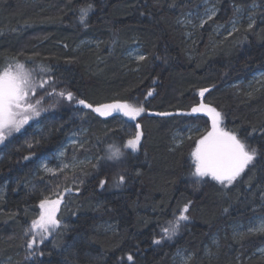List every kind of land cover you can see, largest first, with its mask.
<instances>
[{"label":"trees","instance_id":"obj_1","mask_svg":"<svg viewBox=\"0 0 264 264\" xmlns=\"http://www.w3.org/2000/svg\"><path fill=\"white\" fill-rule=\"evenodd\" d=\"M9 68L37 115L0 148V264H264V0H0ZM205 106L251 156L223 183L190 159Z\"/></svg>","mask_w":264,"mask_h":264},{"label":"rangeland","instance_id":"obj_2","mask_svg":"<svg viewBox=\"0 0 264 264\" xmlns=\"http://www.w3.org/2000/svg\"><path fill=\"white\" fill-rule=\"evenodd\" d=\"M201 13V21L205 22L207 19L213 17V12H210L209 10H199ZM242 15V14H240ZM231 28L227 29L228 32L231 31V29L234 26V22H231L229 24ZM128 58L131 60L137 61L143 57L142 53L138 51V49H131L127 53ZM20 71V70H19ZM19 71H15V69H7L0 75V148L3 146H6L5 143L6 140H8L13 133L17 131L22 132L24 128H26L33 120L36 119L37 115V108L35 106H27L24 104V101L26 102L27 96L25 95V92L23 90V84L22 80L15 76V73H18ZM264 76V73H258L253 76V79L262 81V78ZM48 98V94L45 95L43 98L44 101ZM77 102L72 97H67L64 100V105L67 106H77ZM127 112L129 113L130 110L125 107ZM200 114L207 117L209 120V128L207 129L205 135L199 139L191 152L190 159L191 163L196 166V176H211L215 179L217 183H223L225 181H230L233 177L237 176L239 173L243 171L245 166L250 163L251 156L247 153V149L245 146L240 142L237 141V143L240 145L242 153H243V160L241 163V166L239 170L233 175L231 178L228 179H222L218 174H216L212 169L205 166V160H204V149L209 142V140L212 138L213 134H211V127L216 130L214 131L217 136H226L234 139L230 135L223 134V128H222V118L221 116L212 108L210 107H202L200 110ZM198 111V112H199ZM118 115V114H117ZM121 115V114H120ZM129 116V115H128ZM33 119V120H32ZM213 121H215L216 126L213 124ZM210 122H212V125H210ZM235 140V139H234ZM3 143V144H2ZM69 143V142H68ZM70 143H75L74 141ZM69 143V144H70ZM140 145V135L134 134L133 138L130 140H126L125 142V149L131 153L135 154L139 148ZM65 150H62L56 155V163L51 168L53 169V172H56L59 170L58 166H61V168L68 166V162L63 160V157L65 156ZM52 161V158H50ZM82 161H80L81 163ZM73 165V164H72ZM3 194H0L2 196ZM63 201L61 199L57 200L56 204L50 203L49 207L47 208V213L42 214V222L43 227L40 229V231H50L55 227L57 224H55L54 220V213L57 209H59L62 206ZM190 221L187 218L186 214L183 211H180L178 216L174 219L172 225L175 226V228L185 226L189 224ZM248 228L251 231L254 232H262L264 231V221L257 220L254 224H249ZM259 253L264 255V246L261 247L258 250Z\"/></svg>","mask_w":264,"mask_h":264},{"label":"water","instance_id":"obj_3","mask_svg":"<svg viewBox=\"0 0 264 264\" xmlns=\"http://www.w3.org/2000/svg\"><path fill=\"white\" fill-rule=\"evenodd\" d=\"M86 108L92 110L94 115L104 117L111 116L121 110L120 105ZM196 111H193L194 115H196ZM138 128L139 126H137ZM204 160L206 167L212 169L222 179H228L239 170L243 160V153L236 140L226 136H217L213 131V137L204 149ZM186 211L187 207H185L183 212L186 213Z\"/></svg>","mask_w":264,"mask_h":264},{"label":"flooded vegetation","instance_id":"obj_4","mask_svg":"<svg viewBox=\"0 0 264 264\" xmlns=\"http://www.w3.org/2000/svg\"><path fill=\"white\" fill-rule=\"evenodd\" d=\"M120 113L129 114V113L127 112V110H123V112L119 111V112L116 113V114H120ZM213 131H215V128L213 129V127H211V134H213Z\"/></svg>","mask_w":264,"mask_h":264},{"label":"bare ground","instance_id":"obj_5","mask_svg":"<svg viewBox=\"0 0 264 264\" xmlns=\"http://www.w3.org/2000/svg\"><path fill=\"white\" fill-rule=\"evenodd\" d=\"M198 20V19H197ZM91 47V46H90ZM91 105V104H90ZM17 132V131H16ZM2 140V139H1ZM1 140H0V142H1ZM3 144V143H2ZM2 150V149H1Z\"/></svg>","mask_w":264,"mask_h":264}]
</instances>
